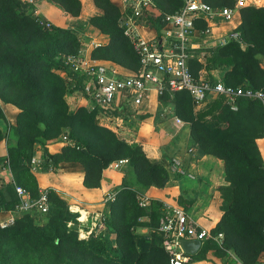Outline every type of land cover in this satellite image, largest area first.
Here are the masks:
<instances>
[{
    "label": "trees",
    "instance_id": "obj_1",
    "mask_svg": "<svg viewBox=\"0 0 264 264\" xmlns=\"http://www.w3.org/2000/svg\"><path fill=\"white\" fill-rule=\"evenodd\" d=\"M50 1L65 15L81 14L80 0ZM91 1L97 12L89 17V24L106 35L108 41L93 48L90 57L138 71L139 58L119 25L118 6L111 0ZM205 1L212 6L218 3V7L234 3V0ZM154 3L155 6L143 10L137 21L154 29L159 36L164 14L178 9L181 0H154ZM25 4L22 0H0V102L17 108L15 122L10 124L0 106V121H5L16 137L15 144L7 147L6 156L0 157V170H7L14 178L10 183L13 198L0 199V211H8L17 203L14 185L23 186L32 196L38 195V183L30 168L37 137L51 140L65 129L72 144L66 143L60 152L53 154L45 149L40 163L44 171L54 170L60 162H77L84 169L83 185L93 188L100 185L102 171L110 163L126 159L138 184L163 187L166 177L162 166L152 163L140 144L97 124L99 108L79 106L69 111L64 95L73 90L64 77L63 56L77 53L76 31L46 26ZM239 11L241 23L236 31L240 41L229 40L209 48L205 62L192 55L188 64L195 77L202 69H223L221 80L225 84L264 91V68L258 59V55H264V6H244ZM170 96L174 99V114L189 124L191 140L199 150L223 161L228 183L220 188L222 215L211 230L214 235L223 233L222 245L214 240L204 242L195 254H190L191 262L206 260L207 254L212 253L222 264H259L264 256V169L257 140L263 131L264 104L258 99L238 98L236 109H232L220 96L206 109L196 112L186 91L166 92L157 98L165 106L171 103ZM6 139L7 132L0 128V142ZM51 193L52 189H48L49 209L45 214L52 212L48 222L39 226L32 218L38 213H24L16 219L14 225L18 226L13 231L9 232L14 225L0 228V245L10 247L8 251L12 254L22 246L40 264L45 250L50 251L49 264H167L159 232L150 223H137L144 210L139 209L137 192L131 186L121 185L108 203L105 224L115 233L117 244V250L109 247L113 255L105 252L102 244L107 243L101 238L78 239L77 230L71 228L77 213L68 207L61 208L64 200L55 194L57 208H51ZM149 206L157 210L147 216L157 220L158 225L161 211L167 205L150 200ZM81 213L83 218L84 212ZM136 226L147 231L136 232ZM13 241L14 247L10 246ZM0 257L2 264H7L6 255L0 252Z\"/></svg>",
    "mask_w": 264,
    "mask_h": 264
},
{
    "label": "crops",
    "instance_id": "obj_2",
    "mask_svg": "<svg viewBox=\"0 0 264 264\" xmlns=\"http://www.w3.org/2000/svg\"><path fill=\"white\" fill-rule=\"evenodd\" d=\"M33 15L37 19H46L52 25L64 28H71L78 33L84 30L83 27H91L81 24L84 19L70 17L50 0L37 2ZM119 8L124 7L120 0H111ZM244 6H264V0H241L234 6V15L231 20L223 21L220 18L209 20L211 33L208 36L193 37V44L198 47L200 43L221 42L223 38L232 31H236L241 23L240 8ZM57 9V10H56ZM55 11V14L52 13ZM96 30V29H95ZM93 39L94 45H100L108 41L107 36L96 30ZM146 35H153L151 28L145 30ZM91 47L86 56H90ZM261 67L264 68V55H258ZM103 61V60H99ZM224 74L223 69L204 70L200 75L211 76L214 79H221ZM76 95L77 100L73 98L72 103L78 106H84L88 102L80 95ZM6 119L10 124H14L17 108L10 104L0 102ZM128 115V114H127ZM109 117L102 112L96 116L95 122L105 126L116 133L119 137L128 141H134L140 144L148 158H155L159 161L170 162L173 159H179L186 172L185 176H179L177 173L173 176L172 184L163 187H142L139 184L131 186L137 192V197H146L148 200H158L168 207L176 205L182 206L186 211L189 222L197 227L212 230L221 218L222 198L220 188L228 183L225 180L223 161L211 154L202 153L198 146L191 140L189 124L180 120L174 114L171 105H162L158 101L155 92L150 91L147 98L144 99L139 109L128 116ZM126 117L128 119L126 120ZM98 119V120H97ZM7 139L0 142V157H5L7 147L14 145L16 137L12 131L6 128ZM66 143L59 142L57 139L44 140L36 143L33 150V156L37 163L31 171L36 177L38 191L43 189H52L69 205L73 213H77L76 227L79 239L87 240L89 237L101 238L107 245L117 250L115 233L110 231L106 224L104 214L107 217L108 203L106 197L111 193H116L119 187L127 184L125 179V169L127 161L118 167L108 166L102 171L100 185L98 187H85L83 185L84 169L77 162H60L54 170L44 171L40 167L43 160L45 149L50 153H58ZM262 161L264 160V144L257 141ZM84 217L82 218V213ZM102 213H104L102 215ZM6 212L0 213V218H5ZM102 215V218H101ZM102 219V220H101ZM82 226V227H81ZM143 227V226H140ZM145 228V227H143ZM146 229V228H145ZM240 263V262H239ZM191 264H215L207 260L191 262ZM218 264H222L219 262ZM264 264V256L260 258V263Z\"/></svg>",
    "mask_w": 264,
    "mask_h": 264
},
{
    "label": "built area",
    "instance_id": "obj_3",
    "mask_svg": "<svg viewBox=\"0 0 264 264\" xmlns=\"http://www.w3.org/2000/svg\"><path fill=\"white\" fill-rule=\"evenodd\" d=\"M120 1L124 7L119 25L139 58L140 69L127 70L112 61L95 60L79 52L64 55V77L68 87L73 90L72 94L77 93L109 117H114L115 109L122 104L141 105L150 91L155 92L157 97L166 92L173 94L186 91L194 104H202L211 96H221L232 109H236L235 102L238 98L258 99L264 104L263 90L227 85L221 79L211 80L200 74L195 77L188 64L193 55V37L210 35L211 25L208 22L213 18L231 20L235 4L241 0H234L232 6L226 7H214L205 0H181L178 9L164 14L159 36L154 29L153 35H146L145 30L150 27L137 21L145 8L154 5V0ZM229 40L240 41L239 33L230 32L221 40L220 45ZM177 120L180 121L179 118ZM63 139L65 143L72 144L66 135ZM257 141L264 144V123L262 135ZM126 161L120 159L109 166L118 167ZM36 163L37 160L32 157L31 170ZM171 165L179 176L188 174L181 161L173 159ZM262 168L264 169V160ZM14 190L18 201L12 209L0 211L8 213L5 218H0V228L14 225L16 219L24 213L45 214L49 209L48 189L38 191L37 196H32L20 185H14ZM115 194H109L106 199L112 201ZM146 201L147 198L141 196L138 204L145 206ZM157 231L167 254V264H191L190 254L183 250L181 239H197L201 247L209 240H214L221 246L224 238L222 232L214 235L211 230L190 223L186 211L179 205L167 206L161 211Z\"/></svg>",
    "mask_w": 264,
    "mask_h": 264
},
{
    "label": "rangeland",
    "instance_id": "obj_4",
    "mask_svg": "<svg viewBox=\"0 0 264 264\" xmlns=\"http://www.w3.org/2000/svg\"><path fill=\"white\" fill-rule=\"evenodd\" d=\"M36 1L37 2H41V1H44V0H36ZM80 1L82 3V11H81L80 15L82 17L84 16V19L81 22V24L86 26L89 17L91 15H94L97 12V10H96V7L93 5L91 0H80ZM22 2L26 3L25 4L26 6L29 5L30 8L32 9V11L35 10V8H36V3L35 2H33L31 0H22ZM214 5H215L214 7H218V3H214ZM154 6H155V3H154ZM121 10H123L122 5H121V8H119L120 14H121ZM52 13L55 14V11H52ZM120 19H121V16H119L118 20H120ZM37 20H39L40 22H42L45 25L47 23L51 24L46 19L39 18ZM83 29L84 30H81L82 32H80V33H78L76 31V34L78 36V43H77L76 51L79 52L82 55H86L87 52H88V49L90 47H91V49L96 47V45H94L93 39L91 37L94 35V32H97L96 30H98V29H96L93 26H91V27L87 26V28L83 27ZM201 36H204V35H201ZM219 45H220L219 42H215V43H200L198 45V47L195 46V48H194L193 58H195L199 62H203L205 60V58L209 55L208 54L209 48L214 47V46H219ZM260 63H262V62L260 61ZM201 71H199V74L201 73ZM205 77H207V76H205ZM75 96L76 95H73L71 92L70 93H66L65 92V95H64V98H65V100L67 102L68 109H69L70 112L75 111L77 109V107H79L77 105L78 102L77 103H72L74 101L73 98L77 100V97H75ZM215 98L217 99L218 97L217 96H211L205 102H203L202 104H194V103H192L193 104V110L198 112V111L206 109L212 103V101L215 100ZM169 99H170L169 101L171 102L169 105L172 106L173 102H174L173 96H170ZM224 103H225V99H224ZM84 106L86 108L93 109V106H92V104L90 102H88L87 104L85 103ZM139 107H140V105L139 106H135V105H127V104L124 105V104H122L119 107H117V109H115V113L116 114L114 115V117L119 116L120 118H122V116H126L127 114H128L127 116L129 117V115H131V113H135V111L138 110ZM128 117H126V120L128 119ZM0 128H1L2 132H5L7 130L6 129L7 128V124H6L5 121H3V120L0 121ZM40 129L41 130L44 129L43 125H40ZM65 135L67 136V129L63 130L59 135H57V137H55L53 139H57L59 142L65 143V141L63 139V136H65ZM44 140H49V139H45L41 135H39L37 137V143H41L42 144L44 142ZM4 143L1 142V144L3 146H4ZM131 143L135 144L137 142L131 141ZM2 147H0V149H2ZM148 159L152 163H158V164H160V166H162L163 171L165 172L164 177H166L165 178V182H164V186L172 184L173 176H175L176 173H175V170L173 171L174 168H172L171 161H170V164L168 162L167 163L165 162V164H164L163 162H161V161H159L158 159H155V158H148ZM177 160H179V159H177ZM134 174L135 173H134L132 168L127 167L125 169V179H126V182L128 183V185L130 184L131 186H133V185L138 184L136 182ZM13 179H14L13 175L10 172H8L7 170H0V199L2 201H9V200H11L13 198L12 191H11V186H10V183L12 182L11 180H13ZM139 185L142 186L141 184H139ZM142 187H144V186H142ZM51 194H52L50 196L51 202H52L51 208H57L56 207L57 203L55 202L54 194L57 195L59 198H61V197H60V195L57 192H55L53 190H52ZM136 200L138 202L139 197H137ZM149 205H150V200H148V199L146 201V205L145 206H140L138 204L139 209L142 210V208H143L144 214H143V216L138 218L137 223L138 224L150 223L151 228L153 227V229L156 231L157 230V222H156L157 220H153L151 217H149L147 215L151 214V212L156 211L157 209H156L155 206H149ZM64 207H68V209H69V205H68V203H66V201H64V203L61 205V208H64ZM103 214L104 213H102V215ZM102 215H101V218H102ZM32 216H33L32 218H33V221H34L35 224H37L39 226H44L48 222L50 217L52 216V212L49 211L48 214H33ZM77 216H78V214H77ZM104 217L106 218L105 214H104ZM73 218H74V216H73ZM74 224L78 225L77 220H76V222H74ZM17 226L18 225H14L13 227H11V230H9V232L13 231L15 228H17ZM71 228L72 229H76V227H74V225H72ZM135 228H136L135 230H137L136 232H139V233H144L145 231H147L143 227H137L136 226ZM15 245H16V242L13 241L12 245H10V246L14 247ZM102 247H103V249L105 250L106 253L108 252L107 253L108 255H113L114 252L109 248L108 245L103 243ZM8 248H10V247H8L7 245H0V252L4 253L6 255L7 264H40V262L39 263L37 262L36 257H34L31 254L26 253V251H25L26 249H24L22 246H21L20 250H18L14 254H12L10 251H8ZM109 250H111L112 252L109 251ZM1 260H3V259H1V257H0V264H2ZM206 260L209 263L211 262V263H215V264H218L219 262H221L220 259L215 257L212 253H208L207 254ZM50 261H51L50 251L49 250H45L42 264H49Z\"/></svg>",
    "mask_w": 264,
    "mask_h": 264
},
{
    "label": "water",
    "instance_id": "obj_5",
    "mask_svg": "<svg viewBox=\"0 0 264 264\" xmlns=\"http://www.w3.org/2000/svg\"><path fill=\"white\" fill-rule=\"evenodd\" d=\"M181 246L188 254H195L200 248V242L197 239H181Z\"/></svg>",
    "mask_w": 264,
    "mask_h": 264
}]
</instances>
